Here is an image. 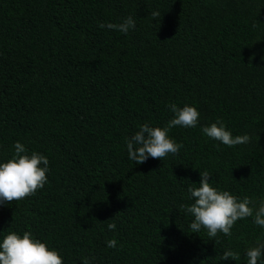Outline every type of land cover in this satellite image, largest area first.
Instances as JSON below:
<instances>
[{"label": "trees", "instance_id": "obj_1", "mask_svg": "<svg viewBox=\"0 0 264 264\" xmlns=\"http://www.w3.org/2000/svg\"><path fill=\"white\" fill-rule=\"evenodd\" d=\"M129 15L127 35L99 27ZM173 103L200 113L170 129L183 147L130 161L126 137L164 126ZM217 118L249 142L202 134ZM14 141L50 171L35 195L0 206V233L31 231L64 264H246L264 229L246 218L209 240L181 206L204 169L215 186L264 197V0H0V160ZM229 248L241 256L220 261Z\"/></svg>", "mask_w": 264, "mask_h": 264}, {"label": "clouds", "instance_id": "obj_2", "mask_svg": "<svg viewBox=\"0 0 264 264\" xmlns=\"http://www.w3.org/2000/svg\"><path fill=\"white\" fill-rule=\"evenodd\" d=\"M152 15L160 14L153 12ZM135 26L131 15L124 17L119 23L99 25L125 35ZM168 107L173 117L164 126H153L145 122L131 136L126 137L125 147L130 161L141 164L149 158L162 160L170 153H178L183 147L169 136V131L174 126L196 127L200 113L195 106L188 104L177 107L173 103ZM200 130L209 139L219 141L227 147L247 144L250 140L247 133L233 135L219 118L207 126H201ZM13 149L10 158L0 160V206L35 195L48 182L46 174L50 171L49 159L45 154L29 152L20 141L13 142ZM211 176L207 169L199 171V182L190 183L186 188L187 199L192 203L181 207L192 217L188 225L191 233L197 234L203 228L209 240L217 238L218 233L228 237L232 235L236 222L246 218H251L252 224L264 229V197H239L229 190L215 186L209 179ZM107 228L115 230L116 224L108 223ZM117 243L115 238H111L106 241V246L115 249ZM242 255L246 258V264H264V231L244 249ZM240 256V252L229 248L220 254L219 260L235 261ZM94 260L95 257L91 255L82 257L81 264H93ZM0 264H64V260L58 250L37 238L31 231H8L0 233Z\"/></svg>", "mask_w": 264, "mask_h": 264}]
</instances>
